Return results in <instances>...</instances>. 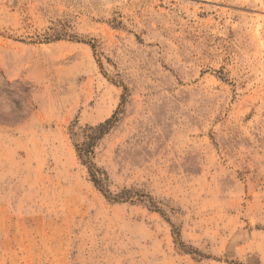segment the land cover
<instances>
[{
	"label": "rangeland",
	"instance_id": "obj_1",
	"mask_svg": "<svg viewBox=\"0 0 264 264\" xmlns=\"http://www.w3.org/2000/svg\"><path fill=\"white\" fill-rule=\"evenodd\" d=\"M0 264H264V0H0Z\"/></svg>",
	"mask_w": 264,
	"mask_h": 264
}]
</instances>
